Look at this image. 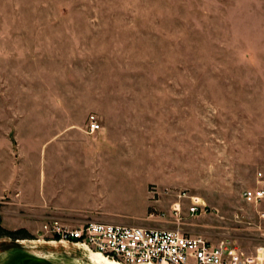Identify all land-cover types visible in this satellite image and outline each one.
<instances>
[{"label":"rangeland","instance_id":"1","mask_svg":"<svg viewBox=\"0 0 264 264\" xmlns=\"http://www.w3.org/2000/svg\"><path fill=\"white\" fill-rule=\"evenodd\" d=\"M90 116L106 138L56 158L53 123ZM263 169L264 0H0V264L85 262L52 217L253 253L264 205L241 193Z\"/></svg>","mask_w":264,"mask_h":264},{"label":"built area","instance_id":"2","mask_svg":"<svg viewBox=\"0 0 264 264\" xmlns=\"http://www.w3.org/2000/svg\"><path fill=\"white\" fill-rule=\"evenodd\" d=\"M100 129L97 118L90 116L86 133ZM182 196L189 200L188 217L207 212L197 198ZM241 198L247 205H264V169L256 172L255 185L244 189ZM258 216L264 220V211ZM48 221L42 230L51 235L50 242L122 264H264V247L247 253L228 239L212 242L179 227L157 229L100 221L73 224L54 217Z\"/></svg>","mask_w":264,"mask_h":264},{"label":"crops","instance_id":"3","mask_svg":"<svg viewBox=\"0 0 264 264\" xmlns=\"http://www.w3.org/2000/svg\"><path fill=\"white\" fill-rule=\"evenodd\" d=\"M59 113L67 111L66 105L58 104ZM102 125V124H101ZM54 132L52 133L53 145L56 143L55 157L63 160H77L86 158V154L89 153L90 147L96 145L95 143H101L107 136L106 129L101 126V129L94 134H87L85 130H81L80 126H70V122L66 121V125H63V120H58L53 123ZM66 143V149L63 145ZM55 146V145H54ZM60 148L62 150H60ZM95 172L94 174H97Z\"/></svg>","mask_w":264,"mask_h":264},{"label":"bare ground","instance_id":"4","mask_svg":"<svg viewBox=\"0 0 264 264\" xmlns=\"http://www.w3.org/2000/svg\"><path fill=\"white\" fill-rule=\"evenodd\" d=\"M9 241V240H8ZM22 243V242H21ZM30 244V243H29ZM32 244V243H31ZM52 245V244H51ZM1 246V245H0ZM59 246V245H57ZM55 248V247H54ZM61 248V247H59ZM58 250V249H57ZM40 251V250H39ZM26 252V251H25ZM58 252V251H57ZM72 253V252H71ZM40 254V253H39ZM39 257V256H38ZM76 257V256H75ZM78 257V256H77ZM85 258V257H84ZM73 259V258H72ZM75 259V258H74ZM83 259V258H82ZM85 260V259H84ZM76 264H122V263H118L116 261H110L107 259H104L98 255H94V254H88L86 256V261H76Z\"/></svg>","mask_w":264,"mask_h":264}]
</instances>
